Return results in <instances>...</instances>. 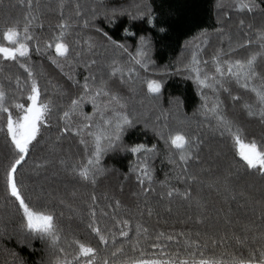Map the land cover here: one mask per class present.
Masks as SVG:
<instances>
[{
	"label": "snow or ice",
	"instance_id": "1",
	"mask_svg": "<svg viewBox=\"0 0 264 264\" xmlns=\"http://www.w3.org/2000/svg\"><path fill=\"white\" fill-rule=\"evenodd\" d=\"M17 5L21 14L6 12L0 24L3 189L20 217L21 243L40 253L36 264H264V132L258 144L245 126L256 119L264 130V0H215L213 29L185 41L174 65L158 73L174 67L195 85L191 115L178 99L161 107L163 79L141 75L155 66L150 38L139 36L133 52L102 26L126 18L167 33L171 25L153 0H16L10 7ZM48 17L55 23L46 28ZM33 52L66 84L42 86ZM9 64L26 74L23 81L6 72ZM137 125L158 143L126 146ZM160 142L171 173L157 181ZM229 142L238 148L232 159L213 147ZM118 152L135 157L116 190L122 195L133 182L131 202L101 188L116 172L105 158Z\"/></svg>",
	"mask_w": 264,
	"mask_h": 264
},
{
	"label": "trees",
	"instance_id": "2",
	"mask_svg": "<svg viewBox=\"0 0 264 264\" xmlns=\"http://www.w3.org/2000/svg\"><path fill=\"white\" fill-rule=\"evenodd\" d=\"M53 4L55 0H52ZM93 3L94 0H88ZM104 3L111 6H129L133 0H104ZM16 4V0H4V6H0V24L3 23L5 13L7 12L12 17H17L21 14V9L17 7H10ZM215 0H153V6L157 10V14L168 20L171 27L167 33H159L155 29H150L146 24L141 22H131L126 18L122 19L115 28H110L106 23L102 26L105 30L109 31L114 38L127 42L133 45L132 50L135 52V43L138 41L139 36H147L150 38V56L155 61V66H149L150 72H145L151 76L152 71H164L165 65H174L176 59L180 56L184 43L187 40L193 39L202 29L211 31L216 24V9ZM48 22L55 23V17H48L46 19V28ZM120 24L128 27L131 31L136 33L135 37L125 38L120 29ZM42 35L47 36L48 32L45 31ZM215 45V41H213ZM32 62L35 65L37 73L43 72L40 78L41 85L43 86L47 80H52L54 83L66 84L64 77L59 71L48 63L45 57L32 53ZM174 67H170L168 72L163 76H158V79H163L164 88L163 94L160 98V106L168 109L172 105L170 101L179 100L182 103L183 111L191 115L192 111L199 104V97L196 95L195 85L188 80H185L183 75L173 74ZM6 72L10 74H20L23 81L26 74L22 73L14 65H6ZM4 73H0V80H2ZM158 75V74H157ZM6 83V81H5ZM146 91V86L144 85ZM52 94V89H49V95ZM86 111H90V105H86ZM245 126L248 131V138H255L258 144L261 142L262 130L259 121L256 119L245 121ZM126 146H132L138 143L143 144H157V138L150 130H146L142 125H137L135 128L130 129L124 137ZM161 150V155L153 161L155 169V178L157 181L165 179V175L171 173V165L167 163L164 155L162 142L158 144ZM213 147L217 150H223L227 153L228 159H232L233 153L236 152L235 148L229 142L228 146L222 147L220 144H214ZM42 151V149H41ZM8 150L3 143V137L0 136V264H18L11 256L12 252L18 254V258L25 261V264H36L40 258L39 251H32L27 245L21 243L19 239V226L20 217L14 214L11 204L6 201L3 189V168L7 163ZM130 153L118 152L110 154L105 158V166L116 170L115 174L109 176L108 180L101 185L104 189L107 185L111 190L116 191L122 181L120 174L125 173L129 167V163L134 160ZM236 159H239L238 155ZM176 183V181H172ZM179 186V185H178ZM134 190V183L128 182L125 184L124 193L121 195L118 191L116 194L121 196V199L126 202L130 201V192ZM65 211L64 223L68 221L66 217L69 215ZM83 239H89L86 234H82ZM94 242V241H93ZM33 247L37 250L41 249L43 245L39 240L33 242Z\"/></svg>",
	"mask_w": 264,
	"mask_h": 264
},
{
	"label": "rangeland",
	"instance_id": "3",
	"mask_svg": "<svg viewBox=\"0 0 264 264\" xmlns=\"http://www.w3.org/2000/svg\"><path fill=\"white\" fill-rule=\"evenodd\" d=\"M225 3H229V0H225ZM148 72H150V71H148ZM159 73V71H152L151 70V74H149V75H151V76H148L147 74H145V72H143L142 70H141V75L142 76H144V77H146V78H148V79H158V76H160V75H157ZM146 86V85H145ZM235 150H236V152L238 151V148H235Z\"/></svg>",
	"mask_w": 264,
	"mask_h": 264
}]
</instances>
